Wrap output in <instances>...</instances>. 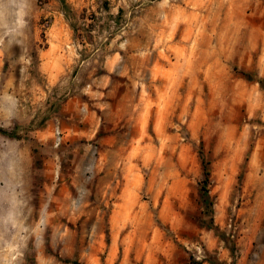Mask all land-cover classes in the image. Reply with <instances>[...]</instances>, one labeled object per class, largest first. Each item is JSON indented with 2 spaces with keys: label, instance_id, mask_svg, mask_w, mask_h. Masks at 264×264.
<instances>
[{
  "label": "rangeland",
  "instance_id": "374dc122",
  "mask_svg": "<svg viewBox=\"0 0 264 264\" xmlns=\"http://www.w3.org/2000/svg\"><path fill=\"white\" fill-rule=\"evenodd\" d=\"M76 260L264 264V0H0V264Z\"/></svg>",
  "mask_w": 264,
  "mask_h": 264
},
{
  "label": "trees",
  "instance_id": "16d2710c",
  "mask_svg": "<svg viewBox=\"0 0 264 264\" xmlns=\"http://www.w3.org/2000/svg\"><path fill=\"white\" fill-rule=\"evenodd\" d=\"M205 173H206V175H207V177H206V180H205V181H208V179H209V175H210V172L208 171V169H207V168L205 169ZM74 263H75V264H81V263H80L79 261H77V260H76V261H74Z\"/></svg>",
  "mask_w": 264,
  "mask_h": 264
},
{
  "label": "built area",
  "instance_id": "2783aa9c",
  "mask_svg": "<svg viewBox=\"0 0 264 264\" xmlns=\"http://www.w3.org/2000/svg\"><path fill=\"white\" fill-rule=\"evenodd\" d=\"M57 134H58V140L60 141L61 137H60V131H57Z\"/></svg>",
  "mask_w": 264,
  "mask_h": 264
}]
</instances>
